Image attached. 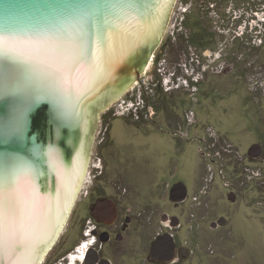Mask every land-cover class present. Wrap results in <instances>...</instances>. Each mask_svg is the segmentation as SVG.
Instances as JSON below:
<instances>
[{"label": "rangeland", "instance_id": "374dc122", "mask_svg": "<svg viewBox=\"0 0 264 264\" xmlns=\"http://www.w3.org/2000/svg\"><path fill=\"white\" fill-rule=\"evenodd\" d=\"M169 11L141 74L97 111L79 187L91 180L92 166H104L106 179L121 181L129 200L151 215L150 233L163 227V212L193 226L197 217L206 224L205 264H264V0H174ZM191 112L186 137L171 134L187 124L186 113L193 121ZM253 143L262 150L251 157ZM203 145L212 158L201 155ZM175 182L187 188L178 208L168 195ZM73 206L53 248L81 235L74 209L68 219ZM219 214L228 225L209 229ZM195 249L190 264L202 261Z\"/></svg>", "mask_w": 264, "mask_h": 264}, {"label": "water", "instance_id": "95a60500", "mask_svg": "<svg viewBox=\"0 0 264 264\" xmlns=\"http://www.w3.org/2000/svg\"><path fill=\"white\" fill-rule=\"evenodd\" d=\"M173 1L0 0V41L20 53L0 51V264H33L54 242L95 115L141 74ZM186 192L176 183L169 197Z\"/></svg>", "mask_w": 264, "mask_h": 264}, {"label": "flooded vegetation", "instance_id": "af4514ba", "mask_svg": "<svg viewBox=\"0 0 264 264\" xmlns=\"http://www.w3.org/2000/svg\"><path fill=\"white\" fill-rule=\"evenodd\" d=\"M40 128L45 130L46 126L42 125ZM171 134L181 137L178 130ZM92 169L94 172L90 171L91 180L86 186L84 183L79 187L84 195L79 200L81 202L77 195L68 214L69 219L73 209L76 211L75 220L80 221V237L69 246L53 248L59 240V232L49 248H45L43 252L41 248H37L33 264H190L195 248H198L199 256H203L200 252L206 247L205 222L196 217L195 226L187 225L174 212H163L159 214L163 227L160 230L153 229L150 233L148 221L151 215L143 212L139 200H129V194L121 181L111 183L106 179L107 171L104 166H92ZM176 183L167 185L168 195L170 188ZM186 197L187 192L180 201L169 200L178 208L185 203ZM221 217H224L222 225L218 223ZM227 223V216L219 214L209 221L208 227L219 230L227 226ZM153 247L160 249L151 253L150 248ZM168 257L170 259L166 260ZM204 262L205 254L199 264H205Z\"/></svg>", "mask_w": 264, "mask_h": 264}, {"label": "built area", "instance_id": "2783aa9c", "mask_svg": "<svg viewBox=\"0 0 264 264\" xmlns=\"http://www.w3.org/2000/svg\"><path fill=\"white\" fill-rule=\"evenodd\" d=\"M191 114H192L191 118L193 119V121L190 119L189 114L186 113V116L188 118V122H187V124L184 127H181L178 130V135L179 136L186 137V135L188 134V131H189L190 127L194 125V121L195 120L193 118V113L192 112H191ZM207 132L211 136H215V133L214 132H211L208 128H207ZM208 139H209L210 142H212V140H213V138H210V137H208ZM200 151H201V155H203V157H204L205 160H206V157L212 158V156H213V153L210 150H208L205 145H203V146L200 147ZM209 169H210V166H209ZM216 173H217V175H219V173L220 174H223V168L220 166L218 168V170L216 171ZM212 179H213V171H211L209 175L207 174L205 176V178H204L205 184L202 187V189L204 191H206V187L208 186V183L212 181ZM196 196L197 195H194L193 196V199H195Z\"/></svg>", "mask_w": 264, "mask_h": 264}, {"label": "snow or ice", "instance_id": "6c2138e0", "mask_svg": "<svg viewBox=\"0 0 264 264\" xmlns=\"http://www.w3.org/2000/svg\"><path fill=\"white\" fill-rule=\"evenodd\" d=\"M0 51H3L6 54V56H7L8 53H14V54H17V55L20 54L19 53V49L13 48V47H10V46H5L3 41H0ZM75 51H76V54L78 56L83 54V50L80 49V48H75ZM17 186H18V182H17V184H14L12 189H11L13 191V193H15Z\"/></svg>", "mask_w": 264, "mask_h": 264}, {"label": "bare ground", "instance_id": "6f19581e", "mask_svg": "<svg viewBox=\"0 0 264 264\" xmlns=\"http://www.w3.org/2000/svg\"><path fill=\"white\" fill-rule=\"evenodd\" d=\"M136 38L137 39H140V33H136ZM84 159H85V157L83 156V158H82V163H81V168H80V176L82 175V169H83V167H84ZM79 176L77 177V179H76V182L79 180ZM75 187H76V184H75ZM77 188H78V186H77ZM74 192H75V189H74ZM72 198H74L73 196L71 197V199H70V202L69 203H71V201H72ZM68 206H69V204H68ZM67 209H68V207H67ZM66 209V210H67ZM63 219H64V216H63ZM63 219H62V221H63ZM62 221H61V223H62Z\"/></svg>", "mask_w": 264, "mask_h": 264}, {"label": "clouds", "instance_id": "9594fccd", "mask_svg": "<svg viewBox=\"0 0 264 264\" xmlns=\"http://www.w3.org/2000/svg\"><path fill=\"white\" fill-rule=\"evenodd\" d=\"M141 105H142V104H141ZM133 106L138 107V106H140V104H139L138 102H137V103H133L132 106H130V109H132ZM141 107H142V106H141Z\"/></svg>", "mask_w": 264, "mask_h": 264}, {"label": "trees", "instance_id": "16d2710c", "mask_svg": "<svg viewBox=\"0 0 264 264\" xmlns=\"http://www.w3.org/2000/svg\"><path fill=\"white\" fill-rule=\"evenodd\" d=\"M155 88H156V87H155ZM148 89H150V87H148ZM147 100H148V99H146L145 102L143 101V103H142L141 106H143V107H144L145 105L148 106V105H147V104H148V101H147Z\"/></svg>", "mask_w": 264, "mask_h": 264}]
</instances>
